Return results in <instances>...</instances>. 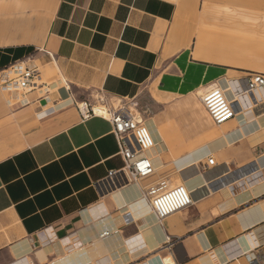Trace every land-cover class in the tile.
Returning <instances> with one entry per match:
<instances>
[{"label":"crops","instance_id":"0c3cea01","mask_svg":"<svg viewBox=\"0 0 264 264\" xmlns=\"http://www.w3.org/2000/svg\"><path fill=\"white\" fill-rule=\"evenodd\" d=\"M187 1L200 0H0V69L30 58L48 75L24 103L0 89V264H264V87L220 125L188 97L264 75V27L171 41ZM144 91L156 178L179 177L193 200L160 223L143 197L153 177L101 185L123 158L111 123L74 106Z\"/></svg>","mask_w":264,"mask_h":264},{"label":"built area","instance_id":"2783aa9c","mask_svg":"<svg viewBox=\"0 0 264 264\" xmlns=\"http://www.w3.org/2000/svg\"><path fill=\"white\" fill-rule=\"evenodd\" d=\"M243 84V88L236 89V93L239 96L243 93L247 94L253 104L258 98L256 94L264 87V75L248 73L243 79ZM47 86L48 84L42 79L40 69L30 63V58L14 61L0 69V89L16 94L19 103L25 102L24 97L30 91ZM200 102L214 125L224 123L234 117L237 111L242 110L239 100L230 93L226 84H215L207 89L200 95ZM97 105L104 112H96L94 107ZM74 106L81 119L100 116L111 123L112 134L124 165L118 170H110L106 179L101 181L105 190L143 180L156 173L147 155V152L154 148L155 141L132 99L116 98L114 103H111L107 97L97 96L93 102L80 100L75 102ZM206 165H215L212 155L207 158ZM143 197L148 201L159 223L169 215L193 204L188 188L182 183L170 184V180L165 176L150 182L143 191ZM108 233L104 231L100 236L105 237Z\"/></svg>","mask_w":264,"mask_h":264},{"label":"rangeland","instance_id":"374dc122","mask_svg":"<svg viewBox=\"0 0 264 264\" xmlns=\"http://www.w3.org/2000/svg\"><path fill=\"white\" fill-rule=\"evenodd\" d=\"M206 6H209V12L206 15L202 14L203 9ZM230 7L236 11V16L234 20H230L232 22H225L224 15L226 11L224 8ZM213 10H220L218 14H213ZM216 15V16H215ZM215 16V17H214ZM214 17V18H213ZM217 19V20H214ZM211 23L218 24L220 26L230 25L235 26L236 32L238 35L242 34L244 30H248L245 32L246 36L254 37L258 35V28L264 27V0H200L198 5L191 6L190 2H186L184 4V8L181 9L179 15L177 16L174 24L171 26L170 30V40L171 41H183L186 40H196L197 32L202 26H210ZM212 24V25H213ZM236 45V43H235ZM252 45V44H251ZM250 45V46H251ZM235 50V49H234ZM247 54L251 57L257 59V49L255 48H246ZM252 64V62H251ZM252 69L259 70L258 63L252 64ZM40 69V68H39ZM48 75H43V79H47ZM151 95L152 92H151ZM200 95H202V91H198L195 95H189L188 97L193 98L195 101V105L200 109V111L207 117V114L200 103ZM154 96V95H153ZM115 99H110L111 103H114ZM132 101L136 105V109L145 121L148 117L154 115L155 109L152 107V99L149 94L144 91ZM187 126L190 125H203L206 123H185ZM156 173L152 176V181L158 179L156 178ZM164 177V176H162ZM165 177H167L165 175ZM179 179L177 176L170 177V183L174 184V182Z\"/></svg>","mask_w":264,"mask_h":264},{"label":"bare ground","instance_id":"6f19581e","mask_svg":"<svg viewBox=\"0 0 264 264\" xmlns=\"http://www.w3.org/2000/svg\"><path fill=\"white\" fill-rule=\"evenodd\" d=\"M227 89L230 91L231 94H233V95L236 97V99L239 100V103H240L242 109H244V108H246V107L252 105V101H251V99L248 97L247 94L243 93L241 96L237 95V93H236V87H235V85L233 84L232 81H230V82L228 83ZM257 95H259V93H257L256 96H257ZM94 108H95V111H96V112H100V113H101V112L103 111L102 109H100V107H99L98 105L95 106ZM103 112H104V111H103ZM243 121H244V120H243ZM143 122H144V120H143ZM144 123H145V122H144ZM145 125H146V124H145ZM186 178H187V177H186ZM183 180H184V179H183ZM188 180H189V179H188ZM177 184H178V183H177ZM182 184H183V183H182ZM188 190H189V189H188Z\"/></svg>","mask_w":264,"mask_h":264}]
</instances>
